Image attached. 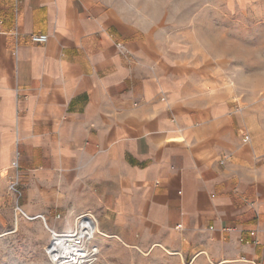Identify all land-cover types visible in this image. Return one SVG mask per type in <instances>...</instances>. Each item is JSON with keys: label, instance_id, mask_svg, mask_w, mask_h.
Returning a JSON list of instances; mask_svg holds the SVG:
<instances>
[{"label": "crops", "instance_id": "1", "mask_svg": "<svg viewBox=\"0 0 264 264\" xmlns=\"http://www.w3.org/2000/svg\"><path fill=\"white\" fill-rule=\"evenodd\" d=\"M134 5L0 0V224L92 212L128 245L264 264V121L188 83Z\"/></svg>", "mask_w": 264, "mask_h": 264}, {"label": "rangeland", "instance_id": "2", "mask_svg": "<svg viewBox=\"0 0 264 264\" xmlns=\"http://www.w3.org/2000/svg\"><path fill=\"white\" fill-rule=\"evenodd\" d=\"M133 3L135 14L149 23L152 34L166 38L172 59L182 68L188 83L208 90L227 89L235 111L264 121V0ZM54 214L46 217L50 227L57 231L74 227L75 217L62 213L59 220ZM16 216L0 224V264H53L47 253L51 232L44 220L29 219L23 213ZM68 219L70 222L65 223ZM96 240L100 253L92 264H259L217 260L162 246L128 245L100 226Z\"/></svg>", "mask_w": 264, "mask_h": 264}, {"label": "built area", "instance_id": "3", "mask_svg": "<svg viewBox=\"0 0 264 264\" xmlns=\"http://www.w3.org/2000/svg\"><path fill=\"white\" fill-rule=\"evenodd\" d=\"M2 30V20L0 19V33ZM14 38V50L13 53H18L21 38L23 33L21 32L19 25L16 24L9 32ZM29 41L32 43L43 44L49 39V35L46 33L33 32L28 34ZM129 56H132L130 51H127ZM243 141L248 142L250 140L249 134L246 130H243ZM20 152L17 151L13 165L18 166V159ZM18 179V177H15ZM23 213V209L17 207V214ZM40 217L46 223L47 228L51 232V242L47 247V253L53 264H92L98 259L100 253V247L95 238V230L93 226L89 224V220L98 221L97 217L92 212L80 213L76 217V223L73 231H57L55 228L50 227L47 223L45 214H39L35 217ZM56 219H62L63 215L59 212L55 214ZM88 222V223H87ZM181 227V224L178 225ZM256 231L252 230L251 235H255Z\"/></svg>", "mask_w": 264, "mask_h": 264}, {"label": "bare ground", "instance_id": "4", "mask_svg": "<svg viewBox=\"0 0 264 264\" xmlns=\"http://www.w3.org/2000/svg\"><path fill=\"white\" fill-rule=\"evenodd\" d=\"M28 218H30L29 216H28ZM75 223H76V220H75ZM88 223V222H87ZM89 224L91 225V226H93V228H94V234H95V238H96V236H97V234L99 233V223H98V221L96 220V221H94V220H89ZM74 227H75V225H74ZM74 227L71 229V230H69V231H73L74 230ZM100 233L101 234H103L102 233V231H100Z\"/></svg>", "mask_w": 264, "mask_h": 264}]
</instances>
